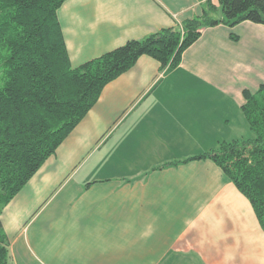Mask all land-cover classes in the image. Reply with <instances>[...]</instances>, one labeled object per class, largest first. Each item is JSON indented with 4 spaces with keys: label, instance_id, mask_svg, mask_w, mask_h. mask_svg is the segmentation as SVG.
Returning <instances> with one entry per match:
<instances>
[{
    "label": "crops",
    "instance_id": "0c3cea01",
    "mask_svg": "<svg viewBox=\"0 0 264 264\" xmlns=\"http://www.w3.org/2000/svg\"><path fill=\"white\" fill-rule=\"evenodd\" d=\"M219 8L67 0L58 15L77 68ZM262 85L264 25L250 21L203 29L175 69L140 57L4 208L9 264H264L249 199L212 160L183 163L251 138L244 92Z\"/></svg>",
    "mask_w": 264,
    "mask_h": 264
},
{
    "label": "trees",
    "instance_id": "16d2710c",
    "mask_svg": "<svg viewBox=\"0 0 264 264\" xmlns=\"http://www.w3.org/2000/svg\"><path fill=\"white\" fill-rule=\"evenodd\" d=\"M67 0H0V264H9L4 208L98 102L104 88L150 56L175 69L203 29L246 21L264 25V0H219L209 16L130 41L74 68L58 12ZM209 11L216 8L208 2ZM252 137L221 142L183 161L212 160L249 199L264 230V85L244 92ZM177 165L169 163L166 166Z\"/></svg>",
    "mask_w": 264,
    "mask_h": 264
}]
</instances>
